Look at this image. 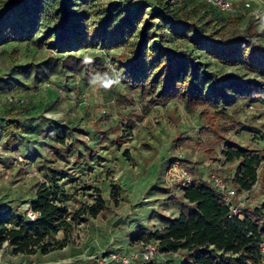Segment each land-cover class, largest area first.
<instances>
[{"label":"rangeland","instance_id":"1","mask_svg":"<svg viewBox=\"0 0 264 264\" xmlns=\"http://www.w3.org/2000/svg\"><path fill=\"white\" fill-rule=\"evenodd\" d=\"M227 1L232 7L223 11L204 0H0L6 37L0 41V117L30 124L12 143L0 132V205L18 215L7 214L6 226L17 228L42 185L63 210L46 253L15 254L4 242L0 264H93L108 250L159 245L151 234L195 209L184 197L182 170L191 184H210L216 176L235 188L237 161L227 162L223 153L228 144L260 159L257 182L237 197L264 217V65L245 64L240 51L229 61L212 51L244 30L247 18L259 32L254 42L264 46V0ZM139 7L131 29L115 36L114 26L104 31L120 11ZM60 17L71 33L65 48L55 38ZM144 22L151 24L147 49L158 43L171 55L188 54L218 78L257 93H227L216 107L190 110L178 99L154 98L141 87L157 70L146 58L135 80L124 75ZM199 35V43L191 40ZM104 74H118L119 83L110 89L90 83ZM118 218L125 221L113 226Z\"/></svg>","mask_w":264,"mask_h":264},{"label":"trees","instance_id":"2","mask_svg":"<svg viewBox=\"0 0 264 264\" xmlns=\"http://www.w3.org/2000/svg\"><path fill=\"white\" fill-rule=\"evenodd\" d=\"M24 7L28 8V5ZM60 7L64 8L63 3ZM141 9H123L111 25L105 22L104 31L114 26L112 33L115 36L117 31L120 33L131 29L133 21L138 20L137 14ZM250 19L247 18L244 30L232 32L223 39L222 44L213 46L212 51L217 58L229 61L240 51L245 64L259 67L264 65V46L254 42L253 39L259 32ZM189 23V26H193L192 22ZM150 26V23L144 22L137 32L133 58L125 64L124 75L135 80L136 71L141 66L139 62L146 58L150 63L149 67L154 66L157 70L154 77L141 87L154 92V98L166 101L178 99L190 110L194 107H216L219 102L228 100L227 93H234L237 97H249L257 93L252 86L243 85L238 80L218 78L202 63L193 62L188 54L171 55L167 48L158 43L150 44L147 49L152 38L148 33ZM54 31L61 48L68 47L71 33L65 17L55 21ZM4 33L0 29V41L6 39L2 36ZM201 39L203 37L200 35L191 38L198 43ZM29 125L24 118L0 117V132L5 133L6 140L10 143L15 141L14 134ZM223 153L227 162L237 161L232 178L235 190L237 193L249 192L258 180L260 159L258 156H251L254 155L253 150L241 147L234 149L231 144H228ZM184 188V197L195 205V209L171 220L163 232L151 234L153 239L159 241L166 264H264V251L259 247L264 241V217L258 208L246 207L238 214H231L221 192L206 181L198 180ZM31 209L39 213L36 220L28 221L23 213L17 228H8L5 220L18 215L12 207L0 205V249L6 242L15 254L30 256L37 251L47 252L48 238L57 229L63 210L57 206L51 191L45 185L37 190ZM7 214L9 218H6Z\"/></svg>","mask_w":264,"mask_h":264},{"label":"built area","instance_id":"3","mask_svg":"<svg viewBox=\"0 0 264 264\" xmlns=\"http://www.w3.org/2000/svg\"><path fill=\"white\" fill-rule=\"evenodd\" d=\"M181 1V0H177ZM205 2L211 4L212 6L227 11L231 9V3L227 0H204ZM181 179L183 180V186L191 185L190 175L185 171H181ZM210 184L216 190L221 192L222 199L224 203L228 206L231 214H238L240 210L244 207V201L241 198L237 197V191L235 188L230 187L223 181L222 178L216 176H211ZM24 216L28 221H34L39 216V213L32 210L31 208H24ZM259 247L264 251V241L259 244ZM159 245L158 244H148L145 245L139 252H126V251H117V250H108L104 252L101 256H98L93 264H166L163 260L164 256L159 254ZM161 256L158 259V256ZM45 264H65L64 261H56Z\"/></svg>","mask_w":264,"mask_h":264},{"label":"clouds","instance_id":"4","mask_svg":"<svg viewBox=\"0 0 264 264\" xmlns=\"http://www.w3.org/2000/svg\"><path fill=\"white\" fill-rule=\"evenodd\" d=\"M90 83L93 85L99 84L105 89H110L114 84L119 83V76L116 74V78H110L107 74H104L103 76L95 75L91 77Z\"/></svg>","mask_w":264,"mask_h":264},{"label":"water","instance_id":"5","mask_svg":"<svg viewBox=\"0 0 264 264\" xmlns=\"http://www.w3.org/2000/svg\"><path fill=\"white\" fill-rule=\"evenodd\" d=\"M125 219L124 218H118L113 222V226H116L119 222H124Z\"/></svg>","mask_w":264,"mask_h":264}]
</instances>
